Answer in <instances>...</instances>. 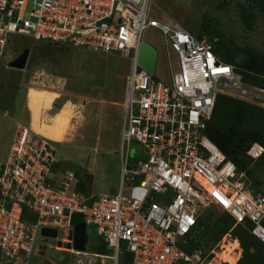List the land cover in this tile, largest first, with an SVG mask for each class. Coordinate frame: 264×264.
I'll use <instances>...</instances> for the list:
<instances>
[{"label": "built area", "instance_id": "2783aa9c", "mask_svg": "<svg viewBox=\"0 0 264 264\" xmlns=\"http://www.w3.org/2000/svg\"><path fill=\"white\" fill-rule=\"evenodd\" d=\"M151 3L0 0V58L18 35L117 53L131 62L115 195L78 191L79 178L60 168L53 141L17 125L8 157L0 161L1 264H31L44 228L56 229L57 239L63 246L70 243L76 257H106L73 248L74 215L104 239L113 264H119L122 251L132 256L131 264H229L222 253L229 242H239L232 233L237 226L250 225V233L264 244V194L251 190L246 172L206 135L219 95L264 108V89L243 82L206 37L198 39L178 22L150 19ZM149 27L165 37L170 82L139 63ZM133 145L137 150L130 158ZM262 154L256 147L255 155ZM213 208L228 214L234 225L219 241L208 242L198 238L197 228ZM25 210L34 221L24 218Z\"/></svg>", "mask_w": 264, "mask_h": 264}, {"label": "rangeland", "instance_id": "374dc122", "mask_svg": "<svg viewBox=\"0 0 264 264\" xmlns=\"http://www.w3.org/2000/svg\"><path fill=\"white\" fill-rule=\"evenodd\" d=\"M240 5L254 10L249 0H152L148 16L165 24L178 22L194 36L205 23V18L213 19V25L229 33L241 48L263 50L264 19L261 15L257 18L243 16ZM143 40L151 43L159 52L155 77L170 82L164 35L159 29L149 27L144 31ZM27 49L30 52L25 68H12L11 63ZM39 53L42 57H37ZM14 70L20 72L16 74ZM130 72L131 62L117 53L94 52L68 43L48 46L30 37L13 36L0 58V161L4 162L8 157L17 125L31 128L27 105L32 113V127L53 141L55 138L51 131L55 125L52 121L68 108L75 118L69 126L65 142L55 141L60 168L73 172L77 169L88 170L93 176L91 194L115 195L122 165V106ZM44 92L51 95L52 103L59 97L55 102L56 108L64 106L55 116L49 117L42 113L40 122L35 125L31 101L36 93ZM135 150L137 147L133 145L130 158L136 153ZM87 232L88 243L84 251L95 254L91 251L92 244L98 239L96 231L89 228ZM58 240L39 237L30 263L81 264L78 261L82 260L84 264H113L108 255H105L107 259L92 255L76 257L70 249H66L67 245L57 247ZM234 243L233 247L237 250L238 244ZM41 245L48 246L42 256L37 254ZM239 251L240 258L242 248ZM227 258L229 264H237L234 255Z\"/></svg>", "mask_w": 264, "mask_h": 264}, {"label": "trees", "instance_id": "16d2710c", "mask_svg": "<svg viewBox=\"0 0 264 264\" xmlns=\"http://www.w3.org/2000/svg\"><path fill=\"white\" fill-rule=\"evenodd\" d=\"M249 2L254 10L246 5H240L241 14L253 18L261 15L264 19V0H249ZM213 22V19L205 18V23L196 37L200 40L206 37L212 42L217 56L224 62L234 65L243 82L264 89V49L241 48L229 33L221 27H215ZM216 23L220 24L219 21ZM44 43L48 46L53 45ZM27 45L28 43L22 46L21 50ZM40 56L42 57L39 53L37 57ZM45 60L51 61V59ZM18 71L13 72L17 74ZM206 135L229 160L235 163L239 171L246 172L251 183V190L264 194L262 191L264 189V108L227 95H219L213 115L207 121ZM256 147L263 149V154L259 157L255 155ZM74 172L79 178L77 190L90 196L93 176L84 169H77ZM204 216L205 218L199 222L197 228L198 238L208 242L219 241L234 225V220L228 214L218 213L214 208L207 210ZM24 218L35 220V217L26 210ZM80 221V215H74L73 224H78ZM250 227V225L237 226L232 231L233 236L240 241L243 250L238 264H264V244L250 233ZM97 237V242L92 244L91 252L111 256L112 251L107 243L100 236L97 235ZM230 244L226 245L225 250ZM239 255L238 250L237 259ZM131 262L130 254L126 252L121 254L119 264H131Z\"/></svg>", "mask_w": 264, "mask_h": 264}, {"label": "water", "instance_id": "95a60500", "mask_svg": "<svg viewBox=\"0 0 264 264\" xmlns=\"http://www.w3.org/2000/svg\"><path fill=\"white\" fill-rule=\"evenodd\" d=\"M30 50L27 49L23 54H21L15 61L11 63L12 68L22 70L25 68L28 61ZM158 58L157 49L149 42H143L140 48L139 53V63L140 65L147 69L151 74L155 73L156 64ZM41 235L48 239L58 238V232L56 229H47L44 228L41 232ZM70 239L74 240L73 248L78 251H84L88 243V232L86 225L80 221V223L74 225L73 237L71 235ZM57 247H63V243L58 240ZM67 249H72V245L67 244ZM40 254L44 255L47 250L46 246H41Z\"/></svg>", "mask_w": 264, "mask_h": 264}, {"label": "bare ground", "instance_id": "6f19581e", "mask_svg": "<svg viewBox=\"0 0 264 264\" xmlns=\"http://www.w3.org/2000/svg\"><path fill=\"white\" fill-rule=\"evenodd\" d=\"M39 92V91H38ZM49 92V91H48ZM52 103V98L51 95L47 92L44 93H39V94H35L32 98L31 101V107L33 108L34 111V116H33V121L35 125H38V123L41 120L42 117V113H45V111H47L50 107ZM66 107V106H65ZM75 117L72 115V113L70 112V110L68 108H65L53 121L52 123H54L55 127L53 129V131H51V133H53V136L55 138V140H51L49 137H46L45 135H42L40 133L37 132V130H35L33 127V130L41 135L44 136L48 139H50L51 141H53L55 143V141L57 143H63L65 142L67 135H68V129L70 124L72 123V120ZM42 123V122H41ZM72 126V125H71ZM237 244L239 245V242L236 241ZM234 242H232L230 244V246L223 251L222 254H224V256L222 255V257L227 260L228 256L230 255V252L232 253L233 250H236V248L234 249ZM233 247V248H232ZM74 254V253H73ZM76 255H80V254H76ZM226 257V258H225ZM235 259L236 256L234 255ZM106 258V257H103ZM107 259V258H106Z\"/></svg>", "mask_w": 264, "mask_h": 264}, {"label": "crops", "instance_id": "0c3cea01", "mask_svg": "<svg viewBox=\"0 0 264 264\" xmlns=\"http://www.w3.org/2000/svg\"><path fill=\"white\" fill-rule=\"evenodd\" d=\"M28 94V93H27ZM59 99V97L58 98H56L55 100H54V102L52 103V105L50 106V108L47 110V111H45V114L47 115V116H49V117H51V116H55L56 114H58L60 111H61V109H62V107L64 106V104L61 106V108H56V104H55V102L57 101ZM55 107V108H54ZM27 110H28V113H29V115H30V118H31V121H30V125H31V129L33 130V128H32V113H31V111H30V109H29V106L27 105ZM32 112H33V115H34V111H33V108H32ZM77 115H78V110H77ZM77 115H75V116H77ZM33 123H34V121H33ZM34 131V130H33ZM13 138H14V136H13ZM13 140V139H12ZM54 143V142H53ZM56 143H54V145H55ZM56 148V147H55ZM86 172H88L89 174H90V172L88 171V170H86ZM39 255H41L40 253H39ZM42 256V255H41Z\"/></svg>", "mask_w": 264, "mask_h": 264}, {"label": "clouds", "instance_id": "9594fccd", "mask_svg": "<svg viewBox=\"0 0 264 264\" xmlns=\"http://www.w3.org/2000/svg\"><path fill=\"white\" fill-rule=\"evenodd\" d=\"M239 242H240V241H239ZM240 246H241V245H240ZM242 253H243V250H242ZM99 255H100V254H99ZM241 257H242V255H241ZM241 257H240V259H241ZM240 259H239V261H240ZM239 261H238V263H239ZM238 263H237V264H238Z\"/></svg>", "mask_w": 264, "mask_h": 264}, {"label": "flooded vegetation", "instance_id": "af4514ba", "mask_svg": "<svg viewBox=\"0 0 264 264\" xmlns=\"http://www.w3.org/2000/svg\"><path fill=\"white\" fill-rule=\"evenodd\" d=\"M43 246H46V245H43ZM46 247H48V246H46Z\"/></svg>", "mask_w": 264, "mask_h": 264}]
</instances>
